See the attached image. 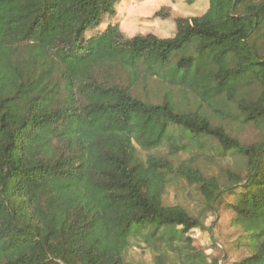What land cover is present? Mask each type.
Returning <instances> with one entry per match:
<instances>
[{
    "label": "trees",
    "instance_id": "16d2710c",
    "mask_svg": "<svg viewBox=\"0 0 264 264\" xmlns=\"http://www.w3.org/2000/svg\"><path fill=\"white\" fill-rule=\"evenodd\" d=\"M123 1L0 0V264H131L137 240L219 264L175 180L238 230L225 260L264 264V0H205L169 38L127 36ZM192 143L242 171L176 162Z\"/></svg>",
    "mask_w": 264,
    "mask_h": 264
},
{
    "label": "rangeland",
    "instance_id": "374dc122",
    "mask_svg": "<svg viewBox=\"0 0 264 264\" xmlns=\"http://www.w3.org/2000/svg\"><path fill=\"white\" fill-rule=\"evenodd\" d=\"M207 8L208 4L205 0H124L117 5L116 9L121 29L127 36L152 33L160 38H169L176 31L174 18L199 16ZM158 11H162V14L160 17H155V13ZM252 136L251 130L241 132L244 141H250ZM136 146L141 158H145L146 153L138 145ZM177 157L176 162L195 161L199 170L210 177L221 178L225 171L234 173L242 171L241 164L236 160L232 158L223 160L214 152L201 150L196 143H192L186 153L179 154ZM164 203L168 206H183L192 215L201 217L205 227L211 228V231L198 229L191 231L189 237L194 245L203 251L210 261L219 259V264H231L230 261L225 260L223 242L227 241L226 243L235 245L238 230L232 228L229 220L217 227L216 217L211 212H205L204 199L195 186H190L182 180H175L166 192ZM158 245L159 248L148 246L141 240L133 241L127 258L131 264H154L155 259L164 256L167 264H182L165 246ZM236 255L233 256V259H236Z\"/></svg>",
    "mask_w": 264,
    "mask_h": 264
}]
</instances>
